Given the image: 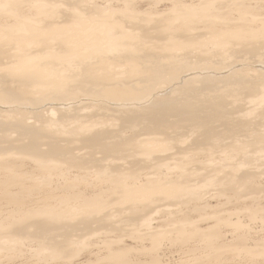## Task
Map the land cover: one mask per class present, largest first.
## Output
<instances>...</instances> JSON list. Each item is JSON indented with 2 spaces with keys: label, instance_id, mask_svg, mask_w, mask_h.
Here are the masks:
<instances>
[{
  "label": "bare ground",
  "instance_id": "6f19581e",
  "mask_svg": "<svg viewBox=\"0 0 264 264\" xmlns=\"http://www.w3.org/2000/svg\"><path fill=\"white\" fill-rule=\"evenodd\" d=\"M161 2L169 7H164L163 11L150 8ZM144 6L148 8L141 10ZM247 55L252 65L264 66V0H0V108L6 112L13 106L38 109L56 105L55 108L50 106L52 110L49 111L51 114L55 109L58 114L54 119L51 116L47 120L42 117V111L36 110L31 116L33 122L30 125L26 122L25 114H19L8 123L0 122V202L11 207L7 213L0 212V251L6 250L4 246L6 243L9 245V241L17 245L25 239H15L9 235H29L32 231L42 235L61 231L64 235L61 246L64 249L81 245L74 242L75 238L72 241L68 237L77 232L93 231V224L97 225L96 230H107V222L110 223L107 221L110 215L107 209H112L109 205L115 201L107 202L108 193L119 195V201L124 202L119 205L126 206L128 203L129 206L121 210L131 215L129 221L141 220L144 218L142 212L151 210L156 203L189 202L196 199L198 190L188 185L182 186L183 183L179 181H171L167 172L178 171L184 183L189 177L196 176L198 171L204 175L213 173L216 177L218 172L223 171V166L204 164L196 168L187 167L184 164L188 162L185 161L188 160L186 156H191L193 152H206L210 162L215 153L225 154V149L221 150L220 147L227 145L225 142L229 139V132H252L257 126L264 125V71H255L254 68L253 72H249V69H235L237 65L243 64L240 60ZM186 76H192L191 82L201 85L198 87L185 82L183 88L174 87L176 82ZM142 89L161 95L162 104L149 107L142 115L145 118L151 117L156 127L137 130L130 135L124 134L126 116L119 111L113 114L119 120L116 131L100 130L106 126L103 122L64 125L63 119L71 117L70 109L106 108L102 99L118 103L120 108H130L133 103L131 96L136 93L134 91L140 92ZM223 89L229 90V93L237 89L243 96L226 100ZM184 90L203 95V103L220 99L226 106V118L220 121L217 128L222 127L226 132L214 127L204 131V122L193 123L186 132L175 131L169 115L180 109L194 115L204 109L203 105L193 101V97L178 100L176 96L180 94H176L178 102L170 98L171 92ZM88 116L93 114L86 113L85 117ZM9 117L5 116L6 119ZM44 123L46 125H42ZM52 127L54 129L50 130ZM251 135L253 133L247 134ZM261 138L258 135V139ZM25 139L28 140L23 144ZM183 140L188 142L185 146ZM230 147L233 149V145ZM230 157H226L227 162L232 161ZM242 162L229 163L230 166L226 165L227 170L223 174L227 183L225 189L234 195L235 187L252 189L254 183L252 176L256 171L247 169L240 172L245 165ZM162 169L167 175L163 179L155 178L154 175H158L157 172ZM124 174L132 178L141 174L145 181L124 182ZM94 175L108 179L111 184L108 191L107 188L90 190L94 187L88 181ZM216 181L211 179L204 185L211 186ZM113 196L116 198V195ZM1 205L0 211L3 209ZM251 211L250 214L254 216L253 208ZM255 214L258 215L257 211ZM260 214L264 216V213ZM228 219H231L230 216ZM183 221L184 224L186 220ZM224 221L222 225L226 224ZM228 221L226 225H234V231L242 229L241 221L229 225ZM147 222L148 219L143 220L142 224L146 225ZM180 223L177 235L174 232L177 240L179 238L186 243V240L198 234L199 237L203 236L202 240L198 239L201 243L204 240L206 245L211 244L210 238L213 237L202 235L203 231L197 229L199 225L196 228L194 226L197 223L190 222L194 224L193 229L192 225L188 227L191 231L186 229L188 225ZM213 225L216 226V223ZM210 229L213 230V226ZM214 229L217 230V227ZM206 231L208 233L210 230ZM239 231L236 233L239 234ZM248 232H245L246 236ZM160 233L149 235L150 241L161 239L164 233ZM240 234H244V231ZM242 241L245 242V239ZM112 246H108L110 248L107 249L105 264H140L139 261L133 263L128 259L126 249L112 251ZM45 249L40 247V253H51L49 259H54V262L61 260L57 250L52 249L53 253ZM251 250L243 247L241 251L247 256H259L255 253L256 249L253 252ZM77 253H74L75 257ZM4 261L8 262L9 259ZM149 263L158 264L154 259Z\"/></svg>",
  "mask_w": 264,
  "mask_h": 264
},
{
  "label": "rangeland",
  "instance_id": "374dc122",
  "mask_svg": "<svg viewBox=\"0 0 264 264\" xmlns=\"http://www.w3.org/2000/svg\"><path fill=\"white\" fill-rule=\"evenodd\" d=\"M98 4L101 6L102 1H101V4H100V2H98ZM157 6H156V4L154 6L151 5L150 8L151 9L152 8L158 9L159 11H161V10L163 11V9H165L166 7H169L167 5L165 6V3H163V2H161V4L159 3V5L157 4ZM147 8H148L147 6H144V7H142L141 10H145ZM243 60H244V62H243ZM240 62L243 64H239V66L237 65L235 67V69H249L250 70L249 72H253L252 70L254 68V69H256L255 71H260V70L264 71V66L251 64L252 60H251V58L249 59V55L243 57L240 60ZM255 66H257V67H255ZM239 67H242V68H239ZM191 78H192V76L184 77L181 80L182 82L181 81L176 82L174 87L179 86V87L183 88L182 86L185 85V82H191V80H190ZM149 84L152 85V83H149ZM191 84L198 86V87H199V85H201V83H195L194 81L191 82ZM157 88H158V86H157ZM220 88L221 87H219V89ZM220 90H222V89H220ZM223 90L225 91L224 99H226V100H234L235 96H236V98H241L243 96L242 92L238 91L237 89H235V91L230 92V93L227 92L229 90H227V91L225 89H223ZM167 91H169V90H167ZM167 91H165V92H167ZM134 92H136V93H134L131 96L133 103H132V106L130 108H120L118 103H114L111 101L106 102L105 99H102V102H105V104L107 105L106 108L103 107L100 109H97V108L93 109L92 107L91 108L85 107V108H78V110H76V111H74L73 109L69 110V108H67L70 111L71 117H69L67 119H63L64 125H68L69 123H101V122H103V124H106V126H105V128L103 127L100 130L116 131L117 126H119V120L116 117H114L113 114H115L117 111H119L120 113H122L123 115L126 116V123L124 125V134L130 135L132 133H135V131H137V130H146V129H151L153 127H156L157 125L153 124L151 122V117L145 118L142 115H144L149 110L148 109L149 107L158 106L159 104H162V103H160V101L162 100V98L160 97L161 95L157 96L154 93L148 92L147 89H142L140 92H137V91H134ZM165 92H163V93H165ZM205 92H207V91H205ZM176 94H180V95L176 96V99H178V100H182L184 97L187 99H190L193 97L194 98L193 101L200 104V105H203L204 109H202L201 112L199 111V112L194 113V115H189V114H187V112H185L181 109L178 112H176L175 114L169 115L170 120L174 124V127H172V128L175 131L186 132L185 130L190 129L191 125L195 122H204V124H205L204 131H207L210 127H214L216 129L217 125L220 124V121L225 120L226 117H224L225 116L224 111L226 110V106L224 107V105L222 104L220 99H213V100H211L210 103H203L201 101L203 99V95H198V93H196V91L191 92V90H184V91L179 92V93L171 92L170 98L171 99L174 98V100H176L175 99ZM165 96L168 97V95H165ZM178 100H176V102H178ZM82 102H83V100H82ZM135 102H137V103H135ZM176 102H173V104L177 108H180L176 104ZM0 104H1V102H0ZM128 105H130V104H128ZM50 106L51 105H47L46 107H49V108H46L45 106H43L44 108L40 107L38 109L31 108L29 106L17 107V108H20L21 110H19L13 106L12 108H10L11 110H8L6 112H5L4 108H0V120H1L0 122L8 123V122H11L12 120H14L15 117L17 118L19 114H21V115L25 114L26 118H27L26 122L29 124V123L33 122V119H31L32 114H35L36 112H41V111H42L41 112L42 117H45L48 120V118H51V116H52V118L54 119L58 115L56 113L57 110L54 109L52 111V113L50 114V111L52 110L50 108ZM52 106L55 108L56 105L55 106L52 105ZM22 108H24V109L22 110ZM131 108H133V109H131ZM12 109H14V110H12ZM15 109H17V111ZM36 110H39V111H36ZM24 111H26V112H24ZM31 111H33V112H31ZM86 113L93 114V116L85 117ZM209 114H211L212 116H210ZM8 115L11 117L6 119L5 116H8ZM2 116H4V117H2ZM72 116H74V117H72ZM107 124H109V126H107ZM42 125H46V123H44ZM51 129H54V127L50 128V130ZM217 130L222 131V130H224V128L218 127ZM224 132H226V129L224 130ZM8 133L10 134V132H8ZM248 133L249 134L253 133V135L247 136ZM258 135L262 136L263 138L258 139ZM228 137H229V139L226 140V142H225L227 145H224L225 147H220L221 150L225 149L224 155H226V156L220 155L219 152L215 153L213 155L214 156L213 160H211L210 162L208 161V159H209L208 153H206V152H200L198 154H195L196 152H193L192 154H194V155L191 154V156H190V154H188L186 156V158L188 157L187 158L188 160H185V161H188V162H186L184 164H185V166L187 165V167L190 166L192 168H196L197 166H202L204 164H209V165H212L213 167L223 166V168H224V169H222L223 171L218 172L216 174V177L213 176L214 175L213 173H211L212 175L211 174L210 175H204V173L202 171H198L195 174L196 176L189 177L185 181L186 183H184V180L179 178V177H181L180 173H178V171H176V170L175 171L174 170L168 171L167 172L168 175H167L166 172H164L162 169L161 170L162 173L158 171L157 172L158 175H154L155 178H162L163 179L164 175L166 174L167 177L171 181L176 180V181H179L180 183H183L182 186L188 185V186H190L189 188H191V189L195 188L196 190H198L196 199L189 201V202L188 201H184V202L166 201L165 203L169 204V205H167L168 207L159 206V205H162L165 203H156L155 205H152L153 207L151 210L144 211L141 214L142 216H144V218H146V216L147 217L149 216L148 218H146V219H148V222L145 225V224H142V221L146 220L144 218H142L141 220H138V221H134V220L129 221V218L131 217V215L129 213L127 214L128 211H122V210H125L129 206L128 203L127 204L125 203L126 206H122L124 204V202H123V200H121L122 202L119 201L120 199H118V197H117V196H119L118 194H111V193L107 192L109 195H111L110 198H108L109 195H107V199H108L107 202L115 200L111 203L112 205L114 204L113 205L114 207L110 204L112 207L109 205V208H112V209H110V210L107 209V212H109V214H110L107 217V221L110 222L109 224L107 222V230L104 229V232H103V229H100V230L97 229L96 230L97 225L93 224V226L91 228L93 231H87V232H82V233L77 232L75 234L74 233L71 234L68 237V239L69 240L72 239V241L74 240L73 238H75L74 242L82 243L81 245L74 246V247L67 246L64 249L61 246V244L63 243V238H64V235L61 231L51 232V234H43L42 235V234H37V232L33 233V231H32L33 228H31L32 233H30L29 235H23V236L9 235L10 237H13L15 239H17V238H19V240L24 239V238L25 239L21 240V242L17 245L14 244L13 242H12L13 244H10V241H9V245H8V243H6L4 246V247H6V250L0 251V253H1V255H0L1 263L0 264H56V263L57 264H64V263L65 264H85L86 262L95 263V264L97 262H99L98 264H100L102 262L103 264H105V261H107L106 256L108 255L107 249L112 246L111 245L112 242H113L112 243L113 246L111 248L112 251H114V250L115 251H119V250L123 251L126 249L125 251H127V257L133 263H137L139 261L138 263H140V264H143V263L145 264L146 262H147V264H151V263H149V261L151 262V260L154 259V261L156 260L158 262V264H197V263L198 264H264V256H263L264 255L263 254V251H264L263 250L264 249L263 248V246H264V219L262 220V218H264V216H261L262 214L259 215V213H264V208H263L264 207V125L257 126L254 130H252V132L251 131H248L246 133L239 132V131L233 132V133L229 132ZM27 140L28 139L23 140V144L25 142H27ZM183 141H184L183 144L185 146L188 142H187V140H183ZM237 144H239V145L236 146ZM231 145H233V149L231 147L229 148V146H231ZM97 156H99V155H97ZM222 156H224V157H222ZM227 156H231L230 158L232 161L227 162V160H226ZM244 159H246V160H244ZM243 160L245 162H242ZM174 162L175 161H172V163H174ZM236 162L245 163V165L241 167L240 172L245 171L247 169H250L252 171H256V173L253 174V176H252V180H253L252 182H254V183H252V186H253L252 189L253 190L251 188L235 187L236 190L234 189V192H235V195H234L232 191L225 189L227 183H225L226 179L224 178L223 174H224V170H227L226 165H229V163L234 164ZM183 167H184V165H183ZM27 171H30V170L28 169ZM176 172H177V174H176ZM125 175L126 174L123 175V177L126 178L125 180H123L124 182L127 181L128 183H132V182L143 183L145 181V177L141 174L139 176H134L133 178L130 176H125ZM211 179L217 180L214 185H211V186L204 185V183H206V181H210ZM88 182H89V185L94 187V188L90 189V190L93 189V191H97V190H101V189H105V188H107V191H108V188H110V185H111L107 178H104V177L98 176V175H94L91 178H89ZM98 185H101V186H98ZM95 186H96V188H95ZM233 187H234V185H233ZM221 192H223V193H221ZM228 194H229V196H228ZM247 194H248V196H247ZM113 195H116V198ZM112 197H114V198H112ZM231 198H232V200H230ZM239 198H241V199H239ZM202 199H203V201H200ZM229 201H231V202H229ZM116 202L117 203L119 202L118 205L122 204V205H119L121 207H119L118 205H115ZM204 202L206 203V205H204L205 204ZM0 205H1V208L4 209V210L1 209V211H0L2 214H4L5 211L7 213L8 211L11 210V207L7 206L4 202H0ZM3 205L5 206V208L3 207ZM256 205H258L257 207H260L261 211L258 212V210H260V209H258L256 207ZM6 206H7V208H6ZM178 206H179V208H178ZM116 207H118V208H116ZM123 207H125V208H123ZM113 208H114V210H113ZM121 208H122V210H121ZM159 208H160V210H159ZM252 208L254 210V213H253L254 216H252L250 214L252 212L251 211ZM161 211H162V213H161ZM247 211H250V212H247ZM256 211H257L258 215L255 214ZM167 213H169V214H167ZM248 213L251 215V217ZM112 215L114 216V219H112L113 218ZM126 215H128V216H126ZM228 215L230 216L231 219H228L229 218ZM213 216H215V217L218 216L219 218L214 219ZM110 217H112V218H110ZM116 217H117V219H116ZM252 217H256V219L254 218L255 221H253ZM152 218H154V219H152ZM210 218H211V220H209ZM220 218H221V220H220L221 222L216 221V220H219ZM125 219H126V221H125ZM127 219H128V221H127ZM151 219H152V222H151ZM224 219H225L224 222L226 224H227V221L229 220L228 225L230 223L232 224V222L236 223L237 220H238V222L241 221L240 224H242L241 226H242V229H244L243 230L244 234H240V233H243L242 229L241 230L238 229L237 231L240 230L241 232L239 231L238 232L239 234H237L236 233L237 231L235 230L236 231L235 232L232 228V227H234V225L233 226L231 225L228 227L226 224L223 223L225 225V227H223L224 225H222V221ZM258 219H260V220H258ZM113 220H115V222H113ZM183 220H186L184 224H183V222H184ZM261 221H263V223ZM180 222H182V225H185V226L188 225L187 228L184 226L187 230H189L190 228H188V227L189 226L191 227V225L193 224V223L190 224V222L197 223V224H195V225L193 224V225L195 226V228L197 227L196 225H199V227L197 229L203 231V232L200 231L202 233V235L208 234V235H210V237H213V239L210 238V240H211L210 243L212 245L207 243V245H208L207 246L206 241H204V240L202 242H204L205 244L201 243L200 240H202L203 236L199 237L198 234H196L198 238L196 237V235L193 236L194 239H192L193 237H190L192 240H190V238H189L188 241L186 240V243H185V241L183 242L179 238H178V240H179L178 241L177 236H176L177 235L176 230L179 228V225L181 226ZM186 222H189V223H186ZM214 223H216V226L213 225ZM235 223H233V224H235ZM217 224L220 227H218ZM174 225H176V227ZM193 225L191 227L192 229H193ZM130 226L132 227V229ZM141 226L143 228H140ZM173 226L175 227V230H173ZM212 226H213V230L210 229ZM226 226H227V228H226ZM245 226H246V228H245ZM147 227H148V229H152V228L157 229L158 231L157 232L155 231L157 234H161L160 232H162V234L163 233H164V235L166 234L165 235L166 237L163 235V237H161V239L158 238L157 240L154 239L155 241H153V240L150 241L149 235H151V234L156 235V233L153 231V229L152 230L146 229ZM215 227H217V230L214 229ZM123 228L125 231H123ZM133 229H135V230H133ZM208 229L211 232L209 231L208 233H206L207 232L206 230H208ZM245 229H248L249 232H248V230H245ZM94 230H96V231H94ZM137 231H139L140 233H138ZM152 231L154 234L151 233ZM189 231H191V230H189ZM204 231H206V232H204ZM93 232H95V233H93ZM174 232L176 235L174 234ZM214 232H217V233L214 234ZM245 232L249 233V234L247 233L248 236L245 235L246 234ZM147 233H148V235H147ZM149 233H151V234H149ZM212 233H213V235H212ZM90 234H92V235H90ZM143 234H145L146 237H148V238H146L145 235H143ZM241 235H242V238L240 240L239 238ZM243 235H244V237H243ZM143 236H144V238H143ZM237 237H238V240H240V241H238L236 239ZM13 238H11V240ZM26 238H28V239H26ZM174 238L178 242H173V241H176ZM15 239H13V240H15ZM29 239H30V242H29ZM58 239H60V240H58ZM198 239H200V240H198ZM234 239L237 240L236 241L237 243L235 242ZM243 239H245V242L242 241ZM38 240H40V241H38ZM117 240H118V242H117ZM171 240H172V242H171ZM88 241H89L90 246L88 245ZM107 241H109L110 243ZM120 241H122V242H120ZM159 241H161V242H159ZM241 241H242V244L240 243ZM106 242H107V244L110 245V247H108L109 245L105 244ZM157 242H159L161 245H159V243H157ZM30 243L32 245H30ZM261 243H262V247H261ZM50 244H51V246H50ZM59 244H60V246H59ZM64 244H66V242ZM157 244H158V246H156ZM234 244H236V245H234ZM255 244H257V245L255 246ZM42 245L45 247H43ZM84 245L87 248L84 247ZM39 246L42 248H46L45 250H48V251H51L52 249L54 251L57 250V253H58L59 257L61 258V260L59 259V260L54 262L53 261L54 259H52V260L49 259V257L52 255L51 253L48 254V252H45V253L41 254L39 251V248H40ZM47 246H49V248H47ZM116 246L119 248L118 250H117ZM123 246L126 248H124ZM235 246H238L239 248L235 247ZM240 246H241V248H240ZM57 247H58V249H57ZM81 247H83V248L81 249ZM104 247H106V248H104ZM127 247H128V249H127ZM212 247H214V248H212ZM243 247H244V249H249V250L252 249L251 250L252 252L254 249H256L255 253L259 254V256L257 255V256L253 257V256L245 255V253H242V251H241L243 249ZM59 248L61 250L63 249V251L67 250L66 252L64 251V255L62 253L63 251L59 250ZM237 248L239 249L238 251H237ZM257 248H260V249L262 248V250H259V249L257 250ZM72 249L76 253L78 252L77 257H75L76 254L74 255L75 252ZM155 249H157V250H155ZM213 249L215 251H213ZM53 250L51 252L54 253ZM227 250H229V251L227 252ZM6 251H8V253H6ZM38 251H39V253H38ZM68 251H70V252H68ZM217 251H218V253H217ZM239 251H241V252L238 253ZM215 252H216V254H215ZM5 253H6V255H5ZM46 254H47V256H45ZM71 254H73L72 257H70ZM135 254H137V255H135ZM44 257H45V259H44ZM64 257H66L65 258L66 260L62 259ZM104 257H105V259H104ZM217 258H219V259H217ZM7 259H9V261H8L9 263L4 261ZM95 260H97V262ZM100 260H101V262H100ZM60 261H61V263H60ZM70 261H71V263H70ZM134 261H137V262H134ZM107 264H110V263H107Z\"/></svg>",
  "mask_w": 264,
  "mask_h": 264
}]
</instances>
